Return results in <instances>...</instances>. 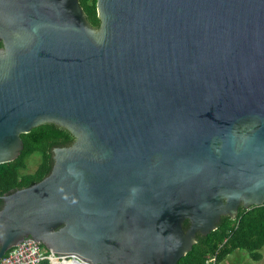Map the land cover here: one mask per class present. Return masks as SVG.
Here are the masks:
<instances>
[{"label":"water","instance_id":"obj_1","mask_svg":"<svg viewBox=\"0 0 264 264\" xmlns=\"http://www.w3.org/2000/svg\"><path fill=\"white\" fill-rule=\"evenodd\" d=\"M0 0V164L74 137L0 196V259L30 238L89 264H177L264 204V0Z\"/></svg>","mask_w":264,"mask_h":264},{"label":"trees","instance_id":"obj_2","mask_svg":"<svg viewBox=\"0 0 264 264\" xmlns=\"http://www.w3.org/2000/svg\"><path fill=\"white\" fill-rule=\"evenodd\" d=\"M88 21L100 25L97 0H81ZM2 43L0 41V47ZM23 149L12 161L0 164V196L17 189L28 187L45 177L52 167L53 149L69 146L74 141L71 133L52 123L34 127L28 133L20 134ZM36 166L29 169V161ZM2 200L0 199V208ZM264 246V204L249 209L241 208L236 218L222 216L217 228L196 241L192 249L177 264H205L212 255H216V264L234 251H245L252 260L262 258L260 249ZM38 264H50L42 260Z\"/></svg>","mask_w":264,"mask_h":264},{"label":"built area","instance_id":"obj_3","mask_svg":"<svg viewBox=\"0 0 264 264\" xmlns=\"http://www.w3.org/2000/svg\"><path fill=\"white\" fill-rule=\"evenodd\" d=\"M42 260H48L50 264H89L75 255H52L41 243L30 238L11 247L0 259V264H38ZM216 261V255H212L205 264H216Z\"/></svg>","mask_w":264,"mask_h":264},{"label":"rangeland","instance_id":"obj_4","mask_svg":"<svg viewBox=\"0 0 264 264\" xmlns=\"http://www.w3.org/2000/svg\"><path fill=\"white\" fill-rule=\"evenodd\" d=\"M36 161H29V169L28 170H32L33 168H35L36 166ZM241 257H245L247 258V261H249L250 263L254 264V260H252L249 256L248 253L245 251H240L238 250V252L233 253V254H229L224 260H222L221 262H219L218 264H244L243 263V259H241Z\"/></svg>","mask_w":264,"mask_h":264},{"label":"crops","instance_id":"obj_5","mask_svg":"<svg viewBox=\"0 0 264 264\" xmlns=\"http://www.w3.org/2000/svg\"><path fill=\"white\" fill-rule=\"evenodd\" d=\"M236 252H238V251H234L233 253H236ZM233 253H231V254H233ZM260 253L262 255V258L259 261H254V264H264V246L260 249ZM248 256H249V254H248ZM241 259H243L244 264H253V263H250L249 261H247V258H245V257H241ZM236 264H238V263H236Z\"/></svg>","mask_w":264,"mask_h":264},{"label":"flooded vegetation","instance_id":"obj_6","mask_svg":"<svg viewBox=\"0 0 264 264\" xmlns=\"http://www.w3.org/2000/svg\"><path fill=\"white\" fill-rule=\"evenodd\" d=\"M241 208H243V207H242V206H240V207H239V210H240ZM239 210H238V211H239Z\"/></svg>","mask_w":264,"mask_h":264}]
</instances>
